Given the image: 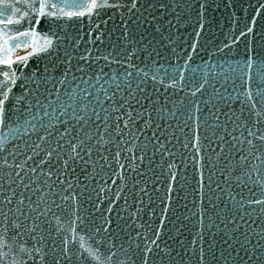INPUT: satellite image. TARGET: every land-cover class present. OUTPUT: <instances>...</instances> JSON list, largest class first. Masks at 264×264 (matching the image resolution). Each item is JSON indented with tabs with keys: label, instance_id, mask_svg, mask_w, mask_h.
Segmentation results:
<instances>
[{
	"label": "water",
	"instance_id": "obj_1",
	"mask_svg": "<svg viewBox=\"0 0 264 264\" xmlns=\"http://www.w3.org/2000/svg\"><path fill=\"white\" fill-rule=\"evenodd\" d=\"M7 2L0 264H264V0Z\"/></svg>",
	"mask_w": 264,
	"mask_h": 264
},
{
	"label": "snow or ice",
	"instance_id": "obj_2",
	"mask_svg": "<svg viewBox=\"0 0 264 264\" xmlns=\"http://www.w3.org/2000/svg\"><path fill=\"white\" fill-rule=\"evenodd\" d=\"M0 4H3V8H0V15H3L5 11H11L12 5L7 2V0H0ZM65 6L70 10H65ZM111 6L108 2V0H59V3H50V0H43V2L40 4L39 11L41 15L47 14V15H63L68 18L72 17H83L85 15L91 16L94 14V11L98 8L103 7H109ZM135 5H133L134 7ZM46 8H52L56 9L55 12H47L45 13ZM16 11H19L17 9ZM15 13H13L14 15ZM27 15V13H25ZM8 24L16 23L19 24L20 20L13 21L12 19H8ZM251 31V29H249ZM21 36L28 37V36H34L35 33L30 32H21ZM5 37H7V33H5ZM17 37H7L3 39V44L0 45V51L3 52V57L0 58V64L7 66L8 68H11V66L14 63L23 64L25 67L27 66V61L30 56L36 55L39 52H46L50 48H52L53 41L50 39L45 38L44 43L40 45L37 48H34L31 53L25 56H18L15 60L11 58L9 53L13 50V48H19L21 47V43L16 44H9V40H16ZM25 46H27V42L23 41ZM83 58V57H82ZM19 77H17L16 72L12 71L11 73L9 71L0 70V124L4 123V117L7 115L8 109L5 108V105H7L10 101V96L13 95L12 93V86L16 85L17 80ZM19 99H23V97H19L16 100L13 101V108H15V103H18ZM16 112H19L18 108H15ZM47 115V113H45ZM129 120L132 119L131 113H128ZM83 119V117H81ZM122 119V118H121ZM119 127V125H117ZM124 127H128V121H124ZM39 147V145H37ZM76 146L73 145V150H75ZM49 156H51V152L48 153ZM78 155V154H77ZM119 155V153H117ZM85 164H87V161H84ZM64 164L67 165V160L64 161ZM121 167H123L121 165ZM34 171V169H33ZM17 175H19L17 173ZM115 181H113L114 183ZM7 203H11V200H8ZM23 203V201H21ZM16 211H19L21 215H25L21 209H17ZM5 219H7V214L4 213ZM27 218V217H25ZM19 219V217H17ZM12 227L17 229V232L15 233V236L13 239L16 238V236L23 237V233L19 231V229L26 227L23 223H16L15 221L12 222ZM29 232L33 231L34 229H27ZM35 239V237H33ZM42 239V237H41ZM80 246L82 248L85 247L84 237L80 236ZM27 244V241H24V244H22L19 248V251L22 253H27L29 257H31V254L33 250L37 253H39L42 249L41 248H27L25 245ZM0 247H7V244L3 242V237L0 236ZM86 251H89V253L97 260H99V256L95 254L91 249H85ZM43 259V257H41ZM58 264V262H57Z\"/></svg>",
	"mask_w": 264,
	"mask_h": 264
}]
</instances>
